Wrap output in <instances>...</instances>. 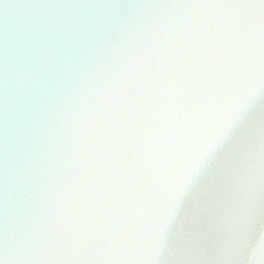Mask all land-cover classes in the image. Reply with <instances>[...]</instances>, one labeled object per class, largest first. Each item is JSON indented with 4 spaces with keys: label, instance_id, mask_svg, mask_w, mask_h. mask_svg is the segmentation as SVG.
<instances>
[{
    "label": "water",
    "instance_id": "95a60500",
    "mask_svg": "<svg viewBox=\"0 0 264 264\" xmlns=\"http://www.w3.org/2000/svg\"><path fill=\"white\" fill-rule=\"evenodd\" d=\"M0 264H264V0H0Z\"/></svg>",
    "mask_w": 264,
    "mask_h": 264
}]
</instances>
